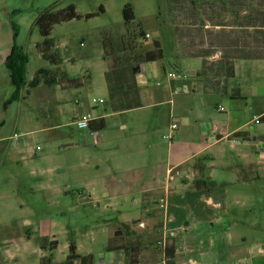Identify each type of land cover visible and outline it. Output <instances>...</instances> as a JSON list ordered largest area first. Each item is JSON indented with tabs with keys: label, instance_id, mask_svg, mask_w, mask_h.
<instances>
[{
	"label": "rangeland",
	"instance_id": "374dc122",
	"mask_svg": "<svg viewBox=\"0 0 264 264\" xmlns=\"http://www.w3.org/2000/svg\"><path fill=\"white\" fill-rule=\"evenodd\" d=\"M70 5L79 17L52 27L50 52L57 58L50 63L36 49L43 38L35 21L45 11ZM126 5L134 16L129 24L123 17ZM166 8L167 0H0V264H46L48 259L51 264H63L69 244L75 246L78 256L105 264V233L114 224L110 221L108 226L105 220L113 213L104 210L103 203L90 205L79 198L82 182L91 176L104 177L109 169L117 173L134 156H150L140 151L137 137L156 130L152 140L160 138L173 105L106 118L104 129L94 137L73 124L79 111L76 102L92 112L111 107L109 87L119 83L130 93L131 70L149 49H161L164 58L141 66L136 76L144 86L179 82L168 79V73L186 78L180 73V53L168 27ZM140 32L149 38H141ZM154 42L159 43L158 48ZM13 46L27 58L22 76L25 84L39 69L48 70L55 83L25 86L19 99L11 101L14 87L6 60ZM174 94L168 97L174 100V108L183 102L194 103L193 97L178 89ZM93 99L104 103L94 107ZM119 123L128 124L127 130H119ZM14 134L26 135L13 140ZM96 140L100 145L94 144ZM14 145L19 153H11ZM212 171L218 176L221 173L209 168L205 178ZM259 197L261 211L252 214L253 224L205 228L214 240L208 248L209 264H264V186ZM121 263L118 259L111 262Z\"/></svg>",
	"mask_w": 264,
	"mask_h": 264
},
{
	"label": "crops",
	"instance_id": "0c3cea01",
	"mask_svg": "<svg viewBox=\"0 0 264 264\" xmlns=\"http://www.w3.org/2000/svg\"><path fill=\"white\" fill-rule=\"evenodd\" d=\"M166 14L186 78L149 88L136 76L141 106L131 110L107 106L92 112L77 102L76 118L89 114L104 123L106 118L173 105L160 138L152 140L156 130L137 137L140 151L150 156H134L118 174L109 169L104 177L82 182L79 198L90 205L103 203L113 213L105 220L108 226L114 222L105 233V264L117 259L121 264H209L214 240L205 228L253 224L252 214L261 211L264 0H167ZM176 89L194 103L174 108L168 97ZM254 117L260 118L258 124ZM171 124L177 128L164 140ZM117 127L126 131L128 124ZM94 144L100 145L98 140ZM10 148L19 153L17 145ZM209 168L220 170V177L212 171L205 178Z\"/></svg>",
	"mask_w": 264,
	"mask_h": 264
},
{
	"label": "trees",
	"instance_id": "16d2710c",
	"mask_svg": "<svg viewBox=\"0 0 264 264\" xmlns=\"http://www.w3.org/2000/svg\"><path fill=\"white\" fill-rule=\"evenodd\" d=\"M101 11L103 9L101 8ZM79 16L75 12L74 6L70 5L65 9L59 11L48 10L40 14L36 21L35 25L38 28L40 36L43 38V41L40 44H37L36 49L41 55V57L50 63H55L56 54L51 53V49L53 47V42L49 38L51 29L54 25L67 22L73 19L78 18ZM87 16L86 18H89ZM123 17L125 24H129L134 20L133 12L130 5H126L123 8ZM141 38L145 39V35L140 32ZM164 58V55L161 49H149L145 50L141 53L139 62L136 66H134L131 70V73L134 76V81H132L131 92H126L125 86L117 83L109 87L108 96L110 100V106L113 109H119L120 111L131 110L134 108L140 107V101L138 98L139 88L135 84V76L139 74L142 70V65L145 63H153L161 61ZM27 64V58L19 51L16 47L13 46L10 56L6 60V67L9 72V76L14 87V93L11 96V101H16L19 99L20 91L28 86L29 88H35L42 84L51 85L54 84L55 81L53 77L49 76V71L46 69H39L32 81L28 84H25L22 76L24 74L25 65ZM127 94L131 97H127ZM105 123L103 119L93 120L90 122L89 131L91 133L98 132L104 129ZM45 245V244H44ZM41 246V249H44L45 246ZM55 242L51 243V248H54ZM69 254L66 258V261L63 264H93L92 258L90 256L80 257L75 253V246L73 244H69ZM166 256H169V252L167 250L164 251ZM45 261V260H44ZM45 264V263H44ZM46 264H51L50 259L46 261Z\"/></svg>",
	"mask_w": 264,
	"mask_h": 264
},
{
	"label": "built area",
	"instance_id": "2783aa9c",
	"mask_svg": "<svg viewBox=\"0 0 264 264\" xmlns=\"http://www.w3.org/2000/svg\"><path fill=\"white\" fill-rule=\"evenodd\" d=\"M145 37H146V38H149L148 35H145ZM166 77H167L168 79H171V80H177V81H181V80H182V77H181L180 75H176V74H173V73H168V74L166 75ZM155 85H156V86H159L160 84L157 82V83H155ZM76 103H77V102H76ZM91 103H92V105H99V104H102V103H103V100H102V99H93V100L91 101ZM217 111H223V108H222V107H219V108L217 109ZM93 120H94V119H93L89 114H85V115H82V116L77 117V118L73 121V124H74L78 129H80V130H89L90 122L93 121ZM252 122H253L254 124H258V123L260 122V118H258V117H254L253 120H252ZM176 128H177L176 124H171V125L169 126V131H170L169 134L164 135V136H163V139H164V140H170V139H171V134H172V132H174V131L176 130ZM94 133H96V132H93V134H94ZM24 135H26V134H22V135H16V134H14L13 137H12V139H13V140H16V139H18L19 137L24 136ZM94 135H95V134H94ZM95 137H96V135H95ZM39 150H40V149L37 147V148H36V151H39ZM157 245L163 248V243H162V242H158ZM234 264H249V263L246 262V261H241V262H236V263H234Z\"/></svg>",
	"mask_w": 264,
	"mask_h": 264
},
{
	"label": "water",
	"instance_id": "95a60500",
	"mask_svg": "<svg viewBox=\"0 0 264 264\" xmlns=\"http://www.w3.org/2000/svg\"><path fill=\"white\" fill-rule=\"evenodd\" d=\"M153 45H154L155 48H158L159 47V43L158 42H154Z\"/></svg>",
	"mask_w": 264,
	"mask_h": 264
}]
</instances>
